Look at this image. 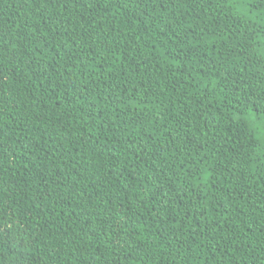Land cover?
Masks as SVG:
<instances>
[{"label": "trees", "instance_id": "16d2710c", "mask_svg": "<svg viewBox=\"0 0 264 264\" xmlns=\"http://www.w3.org/2000/svg\"><path fill=\"white\" fill-rule=\"evenodd\" d=\"M0 264H264V0H0Z\"/></svg>", "mask_w": 264, "mask_h": 264}]
</instances>
